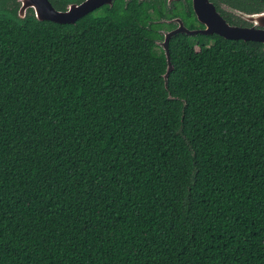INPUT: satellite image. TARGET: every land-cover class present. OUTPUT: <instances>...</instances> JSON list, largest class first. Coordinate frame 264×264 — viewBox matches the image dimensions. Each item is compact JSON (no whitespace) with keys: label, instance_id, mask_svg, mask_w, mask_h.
Returning <instances> with one entry per match:
<instances>
[{"label":"trees","instance_id":"16d2710c","mask_svg":"<svg viewBox=\"0 0 264 264\" xmlns=\"http://www.w3.org/2000/svg\"><path fill=\"white\" fill-rule=\"evenodd\" d=\"M20 6L0 0V264H264V44L176 34L166 87L160 0Z\"/></svg>","mask_w":264,"mask_h":264},{"label":"water","instance_id":"95a60500","mask_svg":"<svg viewBox=\"0 0 264 264\" xmlns=\"http://www.w3.org/2000/svg\"><path fill=\"white\" fill-rule=\"evenodd\" d=\"M20 1H21V6L19 9V15L22 18L26 17L29 9H33L36 17L41 21L50 20L58 23H75L82 16L94 11L95 9L103 6L104 4H112L113 0H85L82 3L69 4L67 9L65 10H58L53 5L51 0H20ZM208 3L210 4L209 0H194V8L199 16L204 14L202 9ZM213 11H214L213 12L214 18L208 22L209 26L207 29L200 31H192L187 29L181 24V26L178 29L166 35V39L162 45L164 47L168 62L167 71L164 75L166 87H168L169 75L174 68L170 55L169 41H170V37L175 33L178 32H187L189 34H195L198 32L205 34L217 33L227 39L258 41L264 44V28H263L264 10L255 14H247L237 9H233L235 13L239 14L249 22L253 23V26L251 28L231 26L228 23H226L215 12L214 9ZM217 18L218 20H216ZM258 27H261V29Z\"/></svg>","mask_w":264,"mask_h":264},{"label":"flooded vegetation","instance_id":"af4514ba","mask_svg":"<svg viewBox=\"0 0 264 264\" xmlns=\"http://www.w3.org/2000/svg\"><path fill=\"white\" fill-rule=\"evenodd\" d=\"M84 1L85 0L81 2H72V3H82ZM115 1L116 0H113L112 4H104L99 8H104L105 5L113 6ZM124 1L129 2L130 0H124ZM160 1L162 4V9L164 10V16H162L159 20L156 21L160 22L163 25V27L160 28V33L163 35V38L158 40L157 43L159 47L163 49L164 47L162 45L166 39V35L178 29L181 26V24L187 29L192 31H200L207 29L209 26L208 22L214 18L213 9L229 25L245 27V28L247 27L251 28L253 26V23L249 22L239 14L235 13L233 9H237L247 14H255L264 10L263 7L262 9L251 11L250 10L251 0H241V1L240 0L238 1L209 0L212 6L209 3L206 6H204L202 9L204 14L199 16L194 8V0H160ZM216 20H218V18ZM258 28L261 29V27ZM183 33L195 38L200 35L203 36L219 35L217 33L205 34L199 32L195 34H189L187 32H178L175 33L174 35L183 34ZM174 35L170 37V40ZM196 44L199 45L198 40H196Z\"/></svg>","mask_w":264,"mask_h":264}]
</instances>
